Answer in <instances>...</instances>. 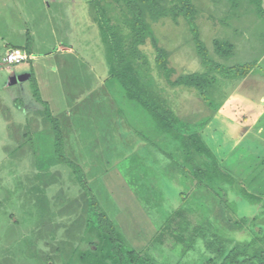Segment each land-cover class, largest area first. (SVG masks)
<instances>
[{
    "label": "rangeland",
    "instance_id": "rangeland-1",
    "mask_svg": "<svg viewBox=\"0 0 264 264\" xmlns=\"http://www.w3.org/2000/svg\"><path fill=\"white\" fill-rule=\"evenodd\" d=\"M90 1L0 0V153L6 154L0 155V264H119L98 231L85 225L91 205L113 222L123 250L135 252L123 264H220L217 250L234 246L259 253L264 208L234 195L211 171L193 179L194 165L206 164L124 98ZM191 1L208 61L264 68L260 0ZM156 3L152 11L142 8L148 66L140 74L152 77L179 117H211L199 131L205 145L248 193L264 200V101L250 89L264 88V78L240 86L233 72L206 65L173 3ZM106 7L117 20L120 7ZM152 41L167 52L169 77L155 66ZM12 47L29 60L5 64ZM24 71L29 80L8 86ZM195 73L217 80L208 89L219 107L215 114L194 89L174 84ZM235 96L242 107L232 102Z\"/></svg>",
    "mask_w": 264,
    "mask_h": 264
},
{
    "label": "trees",
    "instance_id": "trees-1",
    "mask_svg": "<svg viewBox=\"0 0 264 264\" xmlns=\"http://www.w3.org/2000/svg\"><path fill=\"white\" fill-rule=\"evenodd\" d=\"M169 2L175 6V14H180L188 22L193 34L197 54L206 65L211 66L214 70L215 68L224 69L227 71L225 72L226 74L233 72L240 79H243L253 69V64L222 68L208 61L207 50L199 40L196 26L192 20V13L195 10L192 1L169 0ZM90 4L95 13V23L99 26L102 40L106 45L110 63V75L116 79L118 86L123 89L124 98L131 104L143 109L156 126L169 132L173 138L181 140L187 148L193 151L206 164L204 165L206 167L195 164V168L191 171L192 178L200 181L206 176L208 171H211L214 177L221 179L224 181V184L230 186L234 195L251 205L264 208V200L248 193L232 173L221 166L220 162L213 156L211 150L205 145L199 135V131L207 125L211 117L200 118L193 122L179 117L176 111L168 105L166 97L153 88L151 84V82L153 83L152 77H145L140 74L142 69L148 66V60L141 50L148 34V26L143 17L142 8L146 7L151 9L150 11L154 10L158 6L156 0H91ZM110 4L120 7L121 13L117 17V20L108 14L106 6ZM256 9L257 14L260 17H264L260 1L256 4ZM152 44L156 54L154 60L155 66L163 75L169 77L174 70L167 67V52L158 47L154 41H152ZM212 77L206 74L200 75L195 73L181 76L174 84L175 86L194 89L197 92L198 98L205 102L210 113L215 114L219 107L214 106L208 92V89L217 82ZM67 163L74 170L77 169L72 166L71 162L67 161ZM75 176L78 183L85 189L83 191L88 194L89 189L87 190L86 188L84 176L78 173ZM89 197L88 195L87 198ZM98 209L94 208L93 205L88 208V215H90H87L85 225L92 231H98L100 239L105 241L107 245L109 244L111 257L116 259L119 264H123L126 261V257L133 258L135 252L123 250L122 246L124 245L119 238L113 222ZM261 239L263 242L264 237ZM217 252H219L221 258L220 264H264V248L256 254H248L247 248L240 246H234L228 250L219 248ZM140 261L142 262V260Z\"/></svg>",
    "mask_w": 264,
    "mask_h": 264
},
{
    "label": "crops",
    "instance_id": "crops-1",
    "mask_svg": "<svg viewBox=\"0 0 264 264\" xmlns=\"http://www.w3.org/2000/svg\"><path fill=\"white\" fill-rule=\"evenodd\" d=\"M260 2H261V7H262V5H263V0H260ZM257 16L259 17V18H261L258 14H257ZM29 40H30V37H29ZM256 46H258V45H256V44H254L253 45V48H256ZM8 49V48H7ZM6 49V50H7ZM6 50H5V52H6ZM32 52V51H31ZM30 56H32V53H30ZM259 64H255V65H253V69H251V71H249V73L243 78V79H241L240 81V86H242V85H245L246 83L247 84H249L251 81H256V80H258V79H263L264 78V68H262V67H259L258 66ZM31 78V75H30V73L29 72H26V71H24V72H22V73H20V74H18V75H16V74H14L11 78H10V80H9V82H8V86H13V85H15V84H17L18 82H20V83H22V82H24V81H27V80H29ZM16 80V83H12L13 82V80ZM253 79V80H252ZM244 87V86H243ZM236 89H238V88H236ZM250 89H251V91L253 90L254 91V93H255V95H256V97L257 98H259V100H260V102L261 101H264V88L263 87H261L260 86V84L259 83H255V84H253V85H250ZM242 91V90H241ZM231 97H233V96H231ZM231 97H229V99H232ZM233 100L234 101H232V102H236V103H238L239 105L240 104H242L241 103V100L239 99V98H236V96H235V98H233ZM237 104V105H238ZM241 107H242V105H240ZM239 106V107H240ZM225 107V106H224ZM229 105L228 106H226V108L227 109H229ZM233 107H236V106H233ZM220 109H221V107H220ZM225 108H222V110H224ZM219 110V109H218ZM239 119H242V120H244L243 118H241L240 116H239ZM211 120V119H210ZM238 120V119H237ZM210 122V121H209ZM208 122V123H209ZM237 122V124H239L240 126H242V127H244V128H247L248 126L247 125H245L244 124V122L243 121H236ZM207 123V124H208ZM259 144H262V145H264V138L263 139H261V141L259 140ZM258 143L257 144H255V146L257 147L258 145H259ZM243 148V147H242ZM242 148L240 149V150H242ZM263 149L264 148H261V149H259V151H263ZM241 152H237V155H243V154H240ZM227 169V168H226ZM228 170V169H227Z\"/></svg>",
    "mask_w": 264,
    "mask_h": 264
},
{
    "label": "built area",
    "instance_id": "built-area-1",
    "mask_svg": "<svg viewBox=\"0 0 264 264\" xmlns=\"http://www.w3.org/2000/svg\"><path fill=\"white\" fill-rule=\"evenodd\" d=\"M29 60V55L21 48H8L3 57V62L8 65L21 64Z\"/></svg>",
    "mask_w": 264,
    "mask_h": 264
},
{
    "label": "clouds",
    "instance_id": "clouds-1",
    "mask_svg": "<svg viewBox=\"0 0 264 264\" xmlns=\"http://www.w3.org/2000/svg\"><path fill=\"white\" fill-rule=\"evenodd\" d=\"M0 155H6V154L0 153ZM26 173H27L26 167L21 166L17 169V175L19 176H23ZM6 186L9 187L10 189L14 187V183L12 182L11 179L6 181Z\"/></svg>",
    "mask_w": 264,
    "mask_h": 264
},
{
    "label": "water",
    "instance_id": "water-1",
    "mask_svg": "<svg viewBox=\"0 0 264 264\" xmlns=\"http://www.w3.org/2000/svg\"><path fill=\"white\" fill-rule=\"evenodd\" d=\"M12 83H13V84L16 83V80L14 79Z\"/></svg>",
    "mask_w": 264,
    "mask_h": 264
}]
</instances>
